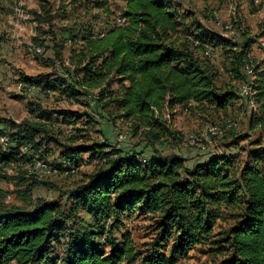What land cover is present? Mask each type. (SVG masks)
Returning <instances> with one entry per match:
<instances>
[{
  "label": "trees",
  "instance_id": "obj_1",
  "mask_svg": "<svg viewBox=\"0 0 264 264\" xmlns=\"http://www.w3.org/2000/svg\"><path fill=\"white\" fill-rule=\"evenodd\" d=\"M123 1L124 25L114 24L103 37L94 38L86 31L75 36L68 30L72 43L76 44L78 37L82 41L80 50H73L69 58L75 77L72 74L54 82L45 76L25 77L21 80L24 85L45 92L63 89L72 99L96 98L95 105L108 112L109 121L119 119L131 125L126 132L129 139L132 132L156 142L167 132L165 110L191 112L213 107L227 112L239 99L233 87L219 91L216 75L190 47L205 50L220 46L230 49L233 62L229 73L234 80L243 81L247 65L250 74L245 75L252 80H246L245 86L253 92L248 100L255 110L250 126L264 135V60H248L249 41L236 44L223 36H212L201 26L192 34L193 25L187 23L191 16L173 0ZM98 8L103 10L104 6ZM44 13H34L39 31L52 19L48 10ZM39 40L35 39L36 45L43 46ZM70 78L74 82L69 83ZM37 111L41 112L37 119L49 121L53 117ZM90 119L95 121L93 116ZM7 125L12 148L0 152V168L13 162L21 147L47 155L52 143L63 148L60 159L68 165L80 164L85 154L103 163L101 171L72 192V207L67 213L57 202L42 199L30 211L0 205V264H134L138 258V264H178L197 246H205L221 258L217 264H264V147L250 151L242 165L238 164V153H222L210 154L190 167L186 158L177 155L122 153L109 143L60 144L42 122ZM241 141L235 140L230 148ZM61 164L49 165L61 173L71 170ZM31 191L30 187L24 192ZM79 212L93 220L94 232L84 236L72 232L69 222ZM133 215L156 220V238L149 252L144 256L145 252L135 253L130 238L124 235L121 242L112 238L106 255L97 237L112 221L106 231L110 239L114 229ZM227 221L231 222L227 228L218 226ZM217 228L220 230L215 232ZM66 234L62 258H54Z\"/></svg>",
  "mask_w": 264,
  "mask_h": 264
},
{
  "label": "rangeland",
  "instance_id": "obj_2",
  "mask_svg": "<svg viewBox=\"0 0 264 264\" xmlns=\"http://www.w3.org/2000/svg\"><path fill=\"white\" fill-rule=\"evenodd\" d=\"M173 1L179 4L184 14L191 16L187 23L189 26L193 25L192 34H197V27L201 26L212 36H223L236 44L249 41L247 45L251 48V54L248 60H264V0ZM99 5H103L104 9L100 10ZM123 9V0H0V152H9L12 146L7 138L10 132L7 122L20 124L24 121L46 124L48 133L58 139L60 144L90 146L109 143L122 153L141 152L147 157L157 153L163 156L177 155L185 157L190 167L199 162L200 158L222 153H238V164L242 165L250 151L264 147V135L259 129H251L250 119L255 110L252 102L246 98L239 97L227 112L215 111L213 107L191 112L180 108L165 110L163 114L167 132L158 141L143 140L141 136L132 133L129 141L119 142L117 133L131 130V125L119 119L109 121L106 110L97 105H89V97L72 99L63 89H56L55 92L29 89L21 81L25 77L36 76L48 77L53 82L62 78L65 80L72 74L75 77L69 58L73 50H80L82 41L78 37V42L72 43L68 30L75 36L86 31L91 32L94 38L103 37L114 24L124 25L121 19ZM45 10L50 12L52 19L50 23L41 25L42 30L39 31L34 13L45 16ZM237 27L239 35L235 39L231 35L237 33ZM35 39H40L39 42L44 45H36ZM190 47L202 64L211 68L216 75L219 91L224 92L233 87L239 93L242 87H247L245 81L252 80V77L246 76L250 74L246 64L244 72L242 71L243 81L236 78L234 80L229 73L233 62L232 54L227 51L230 49L215 45L206 47L205 50L193 45ZM251 65L253 66L252 63ZM70 82H74V79L70 78ZM39 109L53 114L52 119H37L41 114L37 111ZM110 112L114 113L109 109ZM208 128L210 132L213 129L220 131V137L199 141L197 146L189 143L192 138L200 139ZM239 138L243 141L237 147L230 148ZM49 150L47 155H42L21 147L20 154L13 162L0 168V205L30 211L35 202L42 199L57 202L61 210L67 213L72 207V200L69 199L72 192L86 185L91 176L102 170V160L90 158L89 154L83 155L80 164L75 166L63 163L60 159L63 151L61 146L52 143ZM59 163L74 171L61 173L59 169L49 165ZM42 164L47 165L49 170L43 169ZM37 166H40V170ZM34 183L35 186L32 187ZM30 187L32 191L25 193ZM155 222V219L146 216L126 217L109 239L106 231L112 224L110 221L105 226V233L96 240L104 244L102 250L108 255L112 238L121 242L124 235H128L135 253L145 252L144 256L156 238ZM94 224L90 217L79 212L70 220L69 227L73 233L84 236L96 230ZM229 224L231 222L227 221L218 226L227 228ZM219 230L217 228L215 232ZM67 240L66 234L61 245H57L54 258H62L65 250L63 244ZM220 260L207 247L197 246L181 257L178 264H217ZM139 261L140 258L134 264ZM121 264L129 263L126 261Z\"/></svg>",
  "mask_w": 264,
  "mask_h": 264
},
{
  "label": "built area",
  "instance_id": "obj_3",
  "mask_svg": "<svg viewBox=\"0 0 264 264\" xmlns=\"http://www.w3.org/2000/svg\"><path fill=\"white\" fill-rule=\"evenodd\" d=\"M96 33H100V32H96ZM239 35V33H238V27H237V33L236 34H234V35H231L232 37H235V39H236V37ZM244 68V67H243ZM248 91H249V88H246L245 90H240L239 91V93H237V94H239V97L240 98H246V99H248ZM95 99L96 98H92L91 96H89V105L91 106V107H93L94 105H95ZM132 134V132H130V135ZM117 137H118V141L119 142H127V141H129L128 139H129V136H122V132H118L117 133ZM211 139H213V133L212 132H210V128H208V130L206 131V132H204L203 133V135L200 137V139H198V140H196V141H210ZM33 166H36L35 164L33 165ZM38 167V169L40 170V166H37ZM47 172V171H46Z\"/></svg>",
  "mask_w": 264,
  "mask_h": 264
},
{
  "label": "bare ground",
  "instance_id": "obj_4",
  "mask_svg": "<svg viewBox=\"0 0 264 264\" xmlns=\"http://www.w3.org/2000/svg\"><path fill=\"white\" fill-rule=\"evenodd\" d=\"M234 84H235V82H234ZM246 88H249V87H242L240 90H245ZM240 90H239V91H240ZM252 93H253L252 90L249 88V91H248V98H251V97H252ZM252 98H253V97H252ZM252 100H253V99H252ZM212 129H213V128H212ZM211 132L213 133V137H215V138H216V137L218 138V137H220V135H221V134H220V131H218L217 129H213V130H211ZM122 136H129V133H126V132L123 133V132H122ZM196 140H198V138H197V139L192 138L191 140H189V141H190L189 143H190L192 146H193V145H194V146H197V145H199V144H198L199 141H196ZM187 143H188V142H187ZM188 145H189V144H188ZM42 168H43V169H46V170H49V167H48L47 165H43V164H42ZM70 171L73 172L74 170L71 169ZM55 172L58 173V171H55Z\"/></svg>",
  "mask_w": 264,
  "mask_h": 264
},
{
  "label": "crops",
  "instance_id": "obj_5",
  "mask_svg": "<svg viewBox=\"0 0 264 264\" xmlns=\"http://www.w3.org/2000/svg\"><path fill=\"white\" fill-rule=\"evenodd\" d=\"M184 158H185V157H184ZM203 158H204V157H203ZM200 160H202V159L200 158L199 161H200ZM190 162H191V161H190ZM187 163H188V161H187Z\"/></svg>",
  "mask_w": 264,
  "mask_h": 264
}]
</instances>
